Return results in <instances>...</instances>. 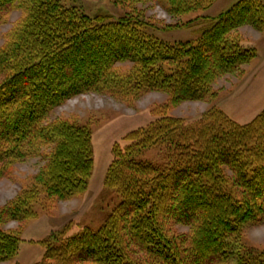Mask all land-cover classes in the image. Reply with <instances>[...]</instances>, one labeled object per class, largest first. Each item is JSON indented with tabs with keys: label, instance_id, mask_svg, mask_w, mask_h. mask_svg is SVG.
Instances as JSON below:
<instances>
[{
	"label": "trees",
	"instance_id": "1",
	"mask_svg": "<svg viewBox=\"0 0 264 264\" xmlns=\"http://www.w3.org/2000/svg\"><path fill=\"white\" fill-rule=\"evenodd\" d=\"M156 1L183 15L214 0ZM14 8L23 16L0 46V180L12 163L47 148L46 164L31 179L48 204L79 196L93 168L88 129L46 124L55 108L89 92L130 103L163 92L166 109L211 98L218 78L257 54L229 38L231 32L242 25L264 32L262 0H238L215 18L188 21L181 26L199 27L196 38L172 43L146 34L148 22L132 13L115 21L90 17L61 0H0V25ZM123 63L131 64L126 72L117 67ZM203 118L197 128L166 114L128 133L129 143L112 149L103 178L120 197L112 214L95 230L84 226L53 246L44 241L34 264L228 262L230 240L264 222V110L244 125L216 108ZM154 147L165 149L169 164L140 160ZM30 199L0 206V262L16 255L20 240L4 226L36 218ZM259 255L257 263L239 264H264V250Z\"/></svg>",
	"mask_w": 264,
	"mask_h": 264
},
{
	"label": "rangeland",
	"instance_id": "2",
	"mask_svg": "<svg viewBox=\"0 0 264 264\" xmlns=\"http://www.w3.org/2000/svg\"><path fill=\"white\" fill-rule=\"evenodd\" d=\"M61 1L66 6L77 7L90 17L107 16L112 21L132 13L148 22L149 26L143 28L146 34L172 43L196 38L199 27H182V24L200 17L215 18L238 0H214L204 9L192 10L183 15L168 11L166 5L156 0H137L132 4L115 3L113 0ZM22 16L23 11L17 8L6 16L0 25V46ZM260 33L264 32L251 25L239 26L231 32L229 38H234V41L238 39L243 47L254 48L257 54L239 71L218 78L212 84L214 95L211 98L187 101L166 109L167 96L163 92H147L132 103L105 93L89 92L74 96L55 108L46 124L58 121L88 129L93 149L91 176L79 196L48 204L41 186L31 179L46 164L47 148H41L38 155L12 163L10 175L0 180V206L18 196L31 197L28 206L35 212L36 218L25 219L21 223L12 221L4 226L20 240L16 255L0 264H34L44 254V241H49V245L53 246L58 243V239L72 235L84 226L95 230L104 223L120 202L119 195L103 184L105 170L112 160V149L123 148L128 144L126 135L131 131L166 114L199 128L206 122L203 117L210 108L222 111L229 120L240 125L249 123L260 114L264 110V37L258 39ZM117 67L119 71L126 72L131 64H117ZM140 160L158 167L170 163L163 147L143 151ZM176 229L185 232L188 227L176 226ZM230 244L229 261L224 264H239L242 261L257 263L262 256L260 252L264 250V222L244 226L238 236L230 240Z\"/></svg>",
	"mask_w": 264,
	"mask_h": 264
},
{
	"label": "crops",
	"instance_id": "3",
	"mask_svg": "<svg viewBox=\"0 0 264 264\" xmlns=\"http://www.w3.org/2000/svg\"><path fill=\"white\" fill-rule=\"evenodd\" d=\"M263 2V1H262ZM264 37V33L262 34V33H260L259 35H258V39H262ZM242 43H244V42H242Z\"/></svg>",
	"mask_w": 264,
	"mask_h": 264
}]
</instances>
